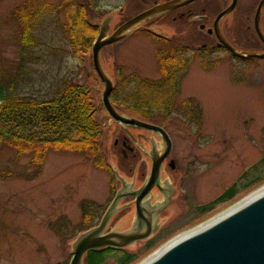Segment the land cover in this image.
I'll return each instance as SVG.
<instances>
[{
  "label": "rangeland",
  "instance_id": "rangeland-1",
  "mask_svg": "<svg viewBox=\"0 0 264 264\" xmlns=\"http://www.w3.org/2000/svg\"><path fill=\"white\" fill-rule=\"evenodd\" d=\"M25 1L0 0L2 79L6 86L15 79L14 90L20 97L40 101L54 99L66 86L87 87L102 126L98 139L104 160L114 174L93 165L85 156L65 151H51L38 173L30 165V156L19 157L12 148L1 145L0 264H70L73 244L84 233L86 208L91 207L96 218L101 217L123 183L133 185L134 190L145 185L148 168L142 157H124L123 137L127 135L114 125L103 105L104 86L93 65L92 50L84 57L72 53L63 12L46 17L35 32L38 43L28 50L23 48L13 13ZM62 1L51 0L54 5ZM79 1L85 6L92 1L89 20L99 27L110 19L112 33L134 16L169 0ZM247 11L243 13L253 19V9ZM219 12L214 10L215 17ZM178 13L148 21L101 52L102 64L119 90L133 77L153 81L162 77L160 47L186 46L192 60L189 74L181 81L180 95L171 102V113L155 119L174 142L172 160L177 161V168L172 172L167 165L164 173L172 178L176 198L159 220L163 232L154 239V246L145 249V243H137L125 250L138 254L133 264H144L177 237L264 188V61L245 63L222 52L211 60L206 56L199 59L191 45L195 27L187 18L180 20ZM239 13L236 10L225 19V25L239 30ZM203 66L212 71H204ZM133 89L130 85L121 94ZM113 106L123 116L137 118L127 108L114 102ZM136 132L132 130L133 135ZM153 138L162 146L160 138ZM116 140L120 141L117 146ZM233 186L236 195L220 203ZM212 203L215 206L210 208ZM121 206L111 230H126L135 221L132 199ZM100 221L98 218L94 227ZM121 254L110 255L104 264H117Z\"/></svg>",
  "mask_w": 264,
  "mask_h": 264
},
{
  "label": "trees",
  "instance_id": "trees-1",
  "mask_svg": "<svg viewBox=\"0 0 264 264\" xmlns=\"http://www.w3.org/2000/svg\"><path fill=\"white\" fill-rule=\"evenodd\" d=\"M90 3L91 5L85 6L79 0H63L62 3L54 5L51 0H26L13 13L20 26L21 45L27 50L35 47L38 43L35 32L44 23L45 18L50 14L63 12L67 20L64 31L68 34L72 53L77 57L89 55L99 33V27L89 20L94 10V4L92 1ZM189 51L190 49L183 45L168 50L160 47L158 62L162 77L157 81L142 80L140 77L130 78L125 87L114 90V104L127 108L133 115L147 119L167 117L170 113L167 105L180 95L181 81L189 74L192 64L187 54ZM202 69L212 71L204 66ZM2 78L0 57V147L9 146L19 157L30 156V165L38 173L43 169V163L51 151H65L85 156L93 165L110 169L114 174L111 165L104 160L102 145L98 139L102 126L87 87L66 86L54 99L40 101L20 97L14 90L15 79L6 86ZM130 85L134 86L133 91L121 94L127 91ZM200 113L202 114L201 110ZM262 162L264 163V159ZM235 190L236 186L230 188L227 195L220 199V203L232 200L236 195ZM214 206L212 203L210 208ZM86 209L83 219L85 228L82 232L94 227L93 223L101 218H96L91 207ZM153 246L154 242L148 243L145 249H151ZM114 253L121 254L117 264H133L138 259L137 253L131 254L110 248L88 252L85 264H104Z\"/></svg>",
  "mask_w": 264,
  "mask_h": 264
},
{
  "label": "water",
  "instance_id": "water-1",
  "mask_svg": "<svg viewBox=\"0 0 264 264\" xmlns=\"http://www.w3.org/2000/svg\"><path fill=\"white\" fill-rule=\"evenodd\" d=\"M199 0H171L166 3L157 4L155 7L145 10L123 23L111 33V20L99 26V35L94 41L92 48L93 65L97 75L100 77L104 90L102 93L103 105L114 123L123 127L143 128L164 139V148L161 153L154 152L152 155L151 177L146 185L139 190H134L133 185H126L116 194L113 202L101 219L100 224L87 232L80 234L73 244L72 260L70 264H84L88 252H99L106 249H127L137 243L149 241L159 231L160 215L171 202L173 188L167 185L165 199L153 206L144 200L158 186L161 177V170L164 160L172 152L173 141L164 128L148 124L140 119L123 116L113 107L111 95L114 92V83L102 64V50L122 42L148 21L167 15L178 8ZM236 0L233 5L223 11L216 21V34L220 44L227 48L234 57L242 59H254L264 57L255 53H243L234 49L227 40L220 34V22L223 18L231 15L236 7ZM264 3L260 6L257 21ZM173 161V167H174ZM130 196L136 197L135 221L130 229L109 230L113 218L120 212V203ZM206 225V224H205ZM109 230V231H108ZM167 246V245H166ZM165 246V247H166ZM164 249V248H163ZM153 258V257H152ZM145 261L144 264H264V193L253 198L231 212L225 213L207 227L197 233L190 234L186 238L177 241L166 248V251ZM152 259V260H151Z\"/></svg>",
  "mask_w": 264,
  "mask_h": 264
},
{
  "label": "flooded vegetation",
  "instance_id": "flooded-vegetation-1",
  "mask_svg": "<svg viewBox=\"0 0 264 264\" xmlns=\"http://www.w3.org/2000/svg\"><path fill=\"white\" fill-rule=\"evenodd\" d=\"M233 1L234 0H199V1L188 4V6L178 8L177 10L171 12V13H175L179 11L178 18L180 20H184L185 18H187L189 23L192 24L193 27H195L192 33L193 39L191 41V45L194 49H196L195 52L197 53V56L199 57V59L200 58L202 59L204 56H206L207 58L211 60L213 58H216L214 57V55H217L221 52L225 53L226 55L229 54L233 58H236L232 55V53L227 48L223 47L220 44L219 38L217 37V34H216V26H215L216 21L218 17L220 16V14L223 11L227 10L229 7H231L233 5ZM199 3L203 4L202 7ZM236 3H237L236 7L231 13V15L223 18L219 24L221 36L224 37L234 49H237L240 52H243V53L249 52V53H255V54L264 56V6L260 12L261 14L257 21V15H258L257 12L260 6L262 5V3H264V0H236ZM192 5H196V6H192ZM189 6L191 7L189 8ZM252 9L254 13L253 19L248 15V13H243L246 10L250 11ZM214 10L220 11L216 17L214 15ZM236 10H239L240 11L239 14H241L240 25L242 26L239 30H237V28L235 27L231 28L228 25H225V23L223 22L225 19L230 18V16H232ZM250 22L252 23L250 24ZM236 59H240L241 61L245 63L246 62L249 63V62H253L257 60L264 61V57H257L255 59H242V58H236ZM175 98H173L171 102ZM111 101L113 104V97L111 98ZM171 102L169 105H167L168 108L172 107ZM169 111L171 113L172 109L171 110L168 109V112ZM135 116L137 117V119H140L141 121L145 123L156 125L155 122L157 121H155L154 118L147 119V118L141 117L140 115H135ZM114 125L119 127L121 132H124L127 135L123 137L122 152H123L124 157L126 159H128L129 156H135L138 159L142 157V161L146 163L147 165L146 168H148L144 173V178H145L144 184L146 185V183L149 181L151 177V170L153 166L152 155L154 152L161 153L163 151L164 139L160 138L158 135L152 133L151 131H147L146 129H143V128H139V127L135 128V127H130V126L123 127L118 123H114ZM156 126L164 128L159 125H156ZM164 129L166 130V128ZM132 130L137 131L135 135H133ZM153 135L160 138V141H162V146H160V143L156 139L153 138ZM119 143L120 141L116 140V146ZM173 148L174 147H172L171 154L168 156V158L164 160V163L162 165V170H161L162 174L158 182L159 185L153 188L152 192L144 200V202H150L152 206L156 204L157 202H163V200L165 199L164 194H166L165 192H167V188H168L167 185L169 184L172 185L173 183L172 178L166 177L164 173V169L167 165L169 166L172 172L176 170L177 168V161H175L174 159L172 160V154L174 151ZM173 161L175 162L174 167H173ZM174 193H175V189L173 190V193H172L173 195L171 198V202L169 203L168 207L164 210V212L166 210H169L171 203H173V200L176 198ZM130 198L132 199V204L135 205L136 197L130 196ZM130 198L125 199L124 201H127ZM122 203L123 201L120 203V207H122L121 206ZM164 212L161 213L160 220L162 219ZM162 232L163 230H161L160 228L158 233L154 235V237H152L147 242H143L145 243V246L148 245V243L153 242L156 237L162 234Z\"/></svg>",
  "mask_w": 264,
  "mask_h": 264
},
{
  "label": "bare ground",
  "instance_id": "bare-ground-1",
  "mask_svg": "<svg viewBox=\"0 0 264 264\" xmlns=\"http://www.w3.org/2000/svg\"><path fill=\"white\" fill-rule=\"evenodd\" d=\"M263 193H264V188H263L262 190H260L259 192H256V193L253 194L252 196L247 197V198L241 200V202H240L238 205H236V206H234L233 208H231V210L225 212V215H226L227 213L231 212L232 210H235V209H237V208H239V207H242L243 204H245V203L251 201L253 198L258 197V196H260V195L263 194ZM223 214H224V213H223ZM223 214H220V216L217 217V218L220 219V217H221ZM217 218H215V219H213V220H210L208 223H206V225H203V226H201V227H198V228L195 229V230H192V231L187 232V234H184V235H181V236L177 237L176 240H174L173 242H171L170 244H168L164 249H161V251L157 252L154 256H152L153 258H152V257H151V258H152V259H155V257H157V256H159L160 254H162L163 252H165V251H166V248L169 247L170 245H173V244L176 243L177 241H180V240L186 238V237H187L188 235H190V234L197 233L199 230H201V229L207 227L210 223H212V222H213L214 220H216ZM152 259H151V260H152ZM148 261H149V260H148Z\"/></svg>",
  "mask_w": 264,
  "mask_h": 264
}]
</instances>
